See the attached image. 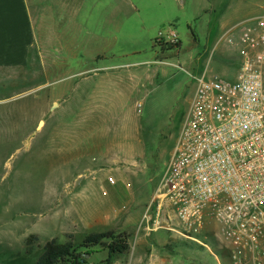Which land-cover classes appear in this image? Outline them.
I'll list each match as a JSON object with an SVG mask.
<instances>
[{"label": "rangeland", "instance_id": "rangeland-1", "mask_svg": "<svg viewBox=\"0 0 264 264\" xmlns=\"http://www.w3.org/2000/svg\"><path fill=\"white\" fill-rule=\"evenodd\" d=\"M250 16H264V0H76L47 10L27 65L0 72V264H34L52 240L78 245L93 233L129 236L128 252L111 264H136L139 239L146 241L144 259L153 253L165 264H230L213 222L198 237L204 247L139 225L196 80L236 79L238 62L217 41ZM173 34L177 42L168 39ZM93 108L115 129L107 137L115 155L135 167L124 205L115 204L120 218L97 231L88 227L99 220L90 216L96 208L75 203L65 190L71 148L84 140L71 125L85 122ZM107 255L94 248L87 264H105Z\"/></svg>", "mask_w": 264, "mask_h": 264}, {"label": "built area", "instance_id": "built-area-1", "mask_svg": "<svg viewBox=\"0 0 264 264\" xmlns=\"http://www.w3.org/2000/svg\"><path fill=\"white\" fill-rule=\"evenodd\" d=\"M168 39L177 42L174 34ZM222 42L238 62L236 79L203 74L196 80L171 159L139 227L166 228L204 247L198 237L213 222V236L227 249L230 264H264V16L229 27L217 44ZM71 162L68 195L82 197L89 187L102 186L103 173L110 187L131 189L132 165H110L79 151ZM90 216L110 220L98 210Z\"/></svg>", "mask_w": 264, "mask_h": 264}, {"label": "crops", "instance_id": "crops-1", "mask_svg": "<svg viewBox=\"0 0 264 264\" xmlns=\"http://www.w3.org/2000/svg\"><path fill=\"white\" fill-rule=\"evenodd\" d=\"M76 0H0V72L5 75L8 71L13 69L23 68L29 61V51L34 47H39L36 43V27L41 32L42 23L47 16V10H57L62 7L64 2H75ZM44 4H47L46 8ZM33 11L36 15H33ZM38 19L39 25L36 20ZM228 20H224L220 25V31L223 27L227 26ZM40 51V50H39ZM96 115V116H95ZM104 116L100 113L92 112L87 113L85 122H78L71 125L77 138H80V133H83L80 141L75 142L71 150L79 151L86 157H93L101 162L107 164H126L132 165L125 161H120L113 151L112 143L107 137L115 129L107 125ZM87 133V134H86ZM92 134L89 138L88 135ZM102 138V142L96 141L93 136ZM133 166V165H132ZM108 173H103L101 176L102 186L91 189L90 192L84 193L82 197H77L75 203L82 204L83 201H88L90 204L103 214L109 213L111 221L109 223L102 222L100 219L96 221H89V228L97 231L110 227L113 222L118 220L117 214L111 213V208L116 207L115 204L122 207L124 198V189L118 183L116 187H110L106 183ZM128 192V191H127ZM70 195V194H69ZM68 195V196H69ZM72 196V195H70ZM107 196L108 198H106ZM78 206V205H76ZM117 208V207H116ZM118 209V208H117ZM119 212V211H118ZM117 216V217H116ZM120 218V217H119ZM146 241L139 239L136 245L137 257L136 264H165V260H159L161 256H155L153 253L144 259L141 253L144 251ZM163 258V256H162Z\"/></svg>", "mask_w": 264, "mask_h": 264}, {"label": "trees", "instance_id": "trees-1", "mask_svg": "<svg viewBox=\"0 0 264 264\" xmlns=\"http://www.w3.org/2000/svg\"><path fill=\"white\" fill-rule=\"evenodd\" d=\"M129 236H115L112 233H93L78 245L52 240L44 247L42 256L34 264H87L86 257L94 248H105L108 255L105 264H111L116 256H123L129 250ZM107 242V243H105ZM79 250L84 253H79Z\"/></svg>", "mask_w": 264, "mask_h": 264}]
</instances>
